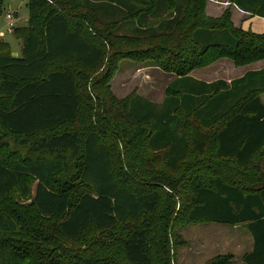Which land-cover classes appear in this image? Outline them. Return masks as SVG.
Instances as JSON below:
<instances>
[{
	"label": "trees",
	"instance_id": "obj_1",
	"mask_svg": "<svg viewBox=\"0 0 264 264\" xmlns=\"http://www.w3.org/2000/svg\"><path fill=\"white\" fill-rule=\"evenodd\" d=\"M141 1L135 38L91 0H30L23 55L0 40V264H170L175 228L210 224L245 228L244 264H264V68L191 77L264 60V35L209 0ZM230 3L264 18V0ZM126 60L176 77L162 104L115 96Z\"/></svg>",
	"mask_w": 264,
	"mask_h": 264
},
{
	"label": "rangeland",
	"instance_id": "obj_2",
	"mask_svg": "<svg viewBox=\"0 0 264 264\" xmlns=\"http://www.w3.org/2000/svg\"><path fill=\"white\" fill-rule=\"evenodd\" d=\"M91 1L100 7L99 10L103 20H112L121 24V29L119 30L121 36L135 38L143 35V25L138 23V11L144 9L143 1ZM211 1H213V5L222 7L229 0ZM211 1L208 4L209 8L213 6ZM29 4L30 0H4L6 10L0 14V40L10 45L13 55L21 56L22 53V43L16 38L14 30L29 26ZM220 12L213 10L211 14ZM7 13H14L16 16L13 27L9 25L6 19ZM148 17L149 14H146L145 21L156 22L152 17ZM263 61L244 67H237L232 61L222 59L209 67L192 72L191 76L200 81L203 80L210 83L228 81L227 83L230 84V81L240 78L242 72L263 67ZM175 79L176 77L173 74L163 71L154 61L126 60L120 64L112 80V90L118 99H125L133 95L160 105L168 96L170 86ZM90 98L93 99L92 96ZM35 189L36 186L33 187V193H35ZM243 232L242 230L237 232L233 227L215 224L177 226L173 234L170 235V264H208L217 256L226 254L233 255L236 264H244L242 257L252 249L253 239L247 233L246 238L240 241L242 244L237 241L235 243V238L241 233L243 234ZM222 247L227 248L224 251Z\"/></svg>",
	"mask_w": 264,
	"mask_h": 264
},
{
	"label": "crops",
	"instance_id": "obj_3",
	"mask_svg": "<svg viewBox=\"0 0 264 264\" xmlns=\"http://www.w3.org/2000/svg\"><path fill=\"white\" fill-rule=\"evenodd\" d=\"M211 0H209V2H210ZM230 1L231 0H229V1H227V3H226V5H223L222 7H218L217 5H213L212 4V2L213 1H211V4L213 5L212 6V8H209V7H207V13H208V15H210V16H212V17H220V16H222L223 14H224V12L227 10V9H230L231 10V12H232V19H233V22H234V24H235V26L237 27V28H240V29H242V30H244V31H251V32H253V33H255V34H258V35H264V18H262V17H258V16H252L251 14H249V13H247V12H244V11H242V10H240L238 7H236V6H234V5H231V3H230ZM209 2H208V4H209ZM213 10L215 11V12H217V11H221L220 13H214V14H211V12L213 13ZM16 17V16H15ZM21 55H23V48H22V53H21ZM264 62V61H263ZM259 63H261V62H259ZM264 67V66H263ZM263 67H261V68H263ZM261 68H258V69H251V70H246L244 73L242 72V75L240 76V78L241 77H243L248 71H256V70H260ZM192 77V76H191ZM194 78V77H193ZM194 79H196V78H194ZM198 80V79H197ZM201 81H203V80H201ZM204 82H206V81H204ZM228 82V81H227ZM230 82H232V81H230ZM229 82V83H230ZM206 83H210V82H206ZM111 86H112V83H111ZM113 91V90H112ZM261 99H262V101L264 102V95H262V97H261ZM233 229L234 230H236L237 232L239 231V230H242V231H244L243 232V234L240 236H237L236 238H235V243H236V241L237 242H240L243 238H246V234L248 233L246 230H245V228H241L240 226H237V227H233ZM249 234V233H248ZM244 235V236H243ZM250 235V234H249ZM251 236V235H250ZM240 244H242L241 242H240ZM243 246V245H242ZM241 246V247H242ZM249 246H251V244H249ZM240 247V248H241ZM226 248L227 247H222V250H226ZM252 249H253V247H252ZM252 249L250 250V251H248L247 253H250L251 251H252ZM247 253H245L244 255H243V257H242V261H243V259H244V256L247 254ZM235 260V259H234ZM243 263H244V261H243Z\"/></svg>",
	"mask_w": 264,
	"mask_h": 264
},
{
	"label": "built area",
	"instance_id": "obj_4",
	"mask_svg": "<svg viewBox=\"0 0 264 264\" xmlns=\"http://www.w3.org/2000/svg\"><path fill=\"white\" fill-rule=\"evenodd\" d=\"M6 19L11 27L14 26L15 14L14 13H7Z\"/></svg>",
	"mask_w": 264,
	"mask_h": 264
},
{
	"label": "water",
	"instance_id": "obj_5",
	"mask_svg": "<svg viewBox=\"0 0 264 264\" xmlns=\"http://www.w3.org/2000/svg\"><path fill=\"white\" fill-rule=\"evenodd\" d=\"M14 56H17L16 54Z\"/></svg>",
	"mask_w": 264,
	"mask_h": 264
}]
</instances>
